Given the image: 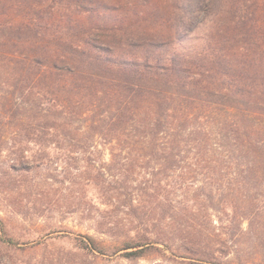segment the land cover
Returning <instances> with one entry per match:
<instances>
[{
  "label": "rangeland",
  "instance_id": "374dc122",
  "mask_svg": "<svg viewBox=\"0 0 264 264\" xmlns=\"http://www.w3.org/2000/svg\"><path fill=\"white\" fill-rule=\"evenodd\" d=\"M74 1L0 0V237L4 230L5 236L17 242L8 246L0 240V264H264V174L252 182L260 187L251 188L238 175L209 173L202 168L203 162H193L192 173L175 169L166 176L157 175L153 169L157 164L148 155L121 141L105 139L104 128L101 134L95 133L90 128L93 114L76 117L74 130L67 133L62 121L52 118L51 100H70L69 108L81 110L80 114L91 112L90 101L101 102L104 112L108 108L103 95L85 91L88 82L43 77L41 55L46 47H59V39L92 30L118 50L124 48V53L149 56L154 54L148 46L149 34L163 13L162 4L169 10L178 2L82 0L79 13L84 19L75 25L67 22ZM138 1L146 8L142 13ZM185 1L188 12L200 4L194 14V32L175 43L171 51L161 52L162 56L172 51L195 54L205 48L209 19L224 13L229 2ZM253 1L259 8V13H251L256 23L239 32L254 33V39L244 43L233 38L229 45L235 52L243 47L251 52L264 50V0ZM85 10L92 17L87 18ZM50 16L64 18V24L50 25ZM98 18L102 20L94 21ZM214 32L209 47H227L219 37L213 43ZM52 82L61 90L46 85ZM76 84L79 89L74 88ZM103 90L99 85L98 94ZM210 101L216 109L236 112L231 107H216L221 104L213 98ZM53 125L57 129L49 132ZM255 126L264 132L263 115L257 117ZM147 181H161L150 187L151 196L141 193L148 188ZM129 193L151 209L145 226L138 225L142 230L138 235L131 230L137 224L127 221L123 213L127 207L121 205ZM160 195L170 203L161 200L159 204ZM246 198L260 212L251 228L242 220L241 227L237 221L223 225L216 221L215 210H230L227 200L238 204ZM216 234L226 242L223 253L213 251L216 238L210 235ZM138 238L155 243L147 241L150 244L140 254L127 256L130 250H123L124 246ZM83 243L93 250L84 249Z\"/></svg>",
  "mask_w": 264,
  "mask_h": 264
},
{
  "label": "trees",
  "instance_id": "16d2710c",
  "mask_svg": "<svg viewBox=\"0 0 264 264\" xmlns=\"http://www.w3.org/2000/svg\"><path fill=\"white\" fill-rule=\"evenodd\" d=\"M81 1H74L72 18L67 22L75 25L82 22L84 18L79 13ZM140 5L142 13L146 8L142 2ZM186 5L185 0H178L167 10V6L162 4L163 13L149 34L148 46L154 53L149 56L124 53V48L118 50L105 39H99L92 30L59 39V47H46L41 55L44 59L41 66L44 68L43 77L50 81L58 78L88 82L85 91L95 96L103 95L108 108L104 112L101 102L90 101L88 109L91 112L80 114L81 110L74 112L69 108L72 105L70 100L60 103L51 100L48 105L55 109L52 118L62 121L67 133L74 130L76 117L86 118L93 114L95 120H91L90 128L95 133L100 131L101 134L104 128L105 139L121 141L131 145V150L148 155V159L157 164V168H153L157 175L166 176L175 169L192 173L195 171L193 162H203L205 166L202 168L209 173H232L244 180L245 186L260 187L258 182L255 186L252 182L264 174V132L255 126L257 117L264 116V50L256 48L251 52L243 47L235 52L229 45L233 38L244 43L254 39V33L241 34L239 31L255 25L251 13H259V8L254 1L229 0L224 13L209 19L205 48L198 49L195 54L172 51L162 56L161 52L171 51L175 43H182L194 32L196 25L192 24L197 19L194 14L200 4L189 12L184 9ZM85 13L87 18L93 15L89 10ZM97 20L102 18L94 21ZM60 22L64 24V18L60 16L48 18L50 25L58 26ZM212 32L215 34L213 43L219 37V41H226L228 46L211 49ZM204 53L209 54L205 56ZM251 53L258 57L253 58ZM38 61L42 62V59ZM46 85L61 90L60 85L54 82ZM99 85L104 90L98 94ZM74 88L79 89V85H74ZM210 98L221 104L216 107H231L236 112L214 108ZM192 105H197V108ZM51 115L48 113V118ZM55 129L57 127L53 125L48 131ZM160 182H144L148 188H142L141 193L151 196L148 194L150 187L160 185ZM161 200L169 202L163 195L159 196V204H162ZM227 201L231 207L229 211L215 210L218 216H214L221 225L225 221L230 224L237 221L241 227L239 221L242 220L251 228V221L260 216L249 198L240 200L238 204ZM121 205L127 207L123 212L128 217L127 221L137 224L131 230L138 235L142 231L138 225L145 226L151 217V209L146 208L145 202L135 200L132 193L126 195ZM239 231L243 232L242 228ZM2 233L1 242L8 246L17 245L15 240L5 236L4 230ZM210 236L216 238L214 253H223L226 242L217 234ZM147 241L153 240H131L123 250H130L127 256H136L150 244ZM83 244L84 249L93 250L89 243Z\"/></svg>",
  "mask_w": 264,
  "mask_h": 264
}]
</instances>
